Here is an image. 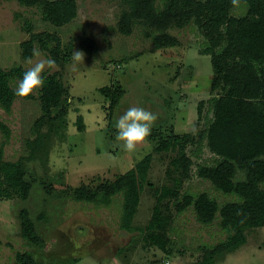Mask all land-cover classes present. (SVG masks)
<instances>
[{"label":"rangeland","instance_id":"374dc122","mask_svg":"<svg viewBox=\"0 0 264 264\" xmlns=\"http://www.w3.org/2000/svg\"><path fill=\"white\" fill-rule=\"evenodd\" d=\"M77 5V18L65 27L55 28L43 19L39 7L0 0V69L27 70L38 60L49 58L38 45L34 49L41 52L40 57H24L23 44L33 34H56L66 53L72 46L68 63H55L42 73L59 75L69 93V107L63 123L53 126V130L43 128L50 138L39 153L32 156L26 141L34 138L32 128L42 116L40 89L33 93L34 99L19 97L10 113L0 107V122L9 131L8 137L0 131L4 158L9 162L24 158L26 180L33 186L27 200H0V264H26L19 256L32 264H198L203 258L202 246L210 248L228 237L218 220L203 225L192 208L182 215L173 214L174 241L172 252L167 253L156 247L144 249L138 232L122 229L121 195L108 207H96L74 202L60 193L65 187L113 182L148 155L152 156L148 182L172 185L167 172L174 152L159 153V141L153 137L128 152L116 138L115 120L136 106L156 114L153 127L160 125L162 136L191 133L196 137V143L187 148L194 166L185 189L206 192L221 205L235 200L197 176L200 165H212L217 159L208 150L206 140L214 77L212 58L203 53L207 40L192 24L169 31L179 40V46L157 49L148 36L154 31L143 23L137 24L129 36L120 33L121 0H77ZM246 11V7H238L232 15L240 17ZM84 37L94 44L93 49L84 43ZM76 52H80L79 59ZM115 84L123 87L125 96L110 123L109 101L100 89ZM202 101L206 105L199 120L198 105ZM149 189L146 186L142 192L133 222L136 227L143 228L151 218L154 198ZM22 210H28L36 224L42 239L37 247L28 246L21 236ZM120 249L127 253L119 256ZM217 264H264V227L250 230L246 245Z\"/></svg>","mask_w":264,"mask_h":264},{"label":"trees","instance_id":"16d2710c","mask_svg":"<svg viewBox=\"0 0 264 264\" xmlns=\"http://www.w3.org/2000/svg\"><path fill=\"white\" fill-rule=\"evenodd\" d=\"M18 1L26 6L39 7L43 19L55 28L71 24L78 15L77 0ZM121 3L120 33L129 36L137 24L143 23L154 31L148 36L157 49L179 46V40L169 34L173 28L185 29L193 24L206 38L203 53L211 56L214 69L212 98L208 101L212 116L206 117V140L208 150L217 159L212 165H200L197 176L209 181L217 192L235 200L221 205L206 192L192 193L185 189L194 166L187 148L197 139L191 133L164 137L159 132L160 125L152 128L150 137L159 141V153L176 154L167 172L172 185L155 186L148 182L152 162V156L148 155L113 182L96 187H65L60 194L74 202L96 207H108L116 196L121 195L122 229L128 233L138 232L144 249L156 247L167 253L172 252L171 243L174 241L171 238L173 214L182 215L192 208L201 224L211 225L218 220L228 235L226 240L210 248H200L203 258L198 264H217L246 245L250 230L264 227V0H121ZM242 6L247 8L245 14L233 16L234 9ZM83 41L93 49L92 42L85 37ZM35 45L56 64L68 63L71 59L72 46L67 53L64 52L56 34H33L23 44L26 59L33 58ZM24 71L22 68L0 69V107L6 113L12 111L19 98L14 95V84ZM43 77L45 84L38 96L42 116L32 128L34 138L26 141L32 156L39 153L50 138L42 132L43 128L49 126L53 130V126L63 123L69 107V93L59 75L44 74ZM100 93L109 101L107 110L111 123L125 90L115 84L101 88ZM26 99H34L33 94ZM205 105V101L198 105L199 120ZM0 131L9 136L8 129L1 122ZM4 157V148L0 147V200L15 197L27 200L33 186L26 180L25 159L9 162ZM146 186L152 192L154 205L148 224L140 228L133 222ZM20 220L21 236L26 244L39 246L42 239L28 210L20 212ZM124 252L125 249H120L118 255ZM19 258L32 264L26 257Z\"/></svg>","mask_w":264,"mask_h":264},{"label":"clouds","instance_id":"9594fccd","mask_svg":"<svg viewBox=\"0 0 264 264\" xmlns=\"http://www.w3.org/2000/svg\"><path fill=\"white\" fill-rule=\"evenodd\" d=\"M32 55L40 57L41 52L38 49H33ZM76 57L80 58V52H76ZM28 63L31 64V60ZM55 63L52 58L41 59L25 70L15 87L14 95L27 98L36 90L42 89L45 84L42 73L46 69H52ZM157 118L156 114L143 107H129L115 120L113 125L116 129V138L122 142V148L128 152L134 151L138 144L150 137Z\"/></svg>","mask_w":264,"mask_h":264}]
</instances>
